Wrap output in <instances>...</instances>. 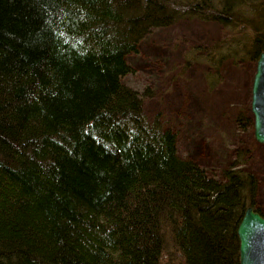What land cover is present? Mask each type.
<instances>
[{
	"label": "trees",
	"instance_id": "obj_1",
	"mask_svg": "<svg viewBox=\"0 0 264 264\" xmlns=\"http://www.w3.org/2000/svg\"><path fill=\"white\" fill-rule=\"evenodd\" d=\"M182 20L227 33L187 63L264 52V0H0V264H240L259 178L181 158L123 82Z\"/></svg>",
	"mask_w": 264,
	"mask_h": 264
},
{
	"label": "rangeland",
	"instance_id": "obj_2",
	"mask_svg": "<svg viewBox=\"0 0 264 264\" xmlns=\"http://www.w3.org/2000/svg\"><path fill=\"white\" fill-rule=\"evenodd\" d=\"M226 34L221 24L199 20L156 28L128 57L133 70L123 82L141 94L149 118L160 115L178 134L181 158L196 161L218 179L233 163L256 174V208L264 214V143L255 138L252 113L257 61L226 59L216 69L185 59Z\"/></svg>",
	"mask_w": 264,
	"mask_h": 264
},
{
	"label": "water",
	"instance_id": "obj_3",
	"mask_svg": "<svg viewBox=\"0 0 264 264\" xmlns=\"http://www.w3.org/2000/svg\"><path fill=\"white\" fill-rule=\"evenodd\" d=\"M252 111L255 115V138L264 143V52L257 61ZM237 233L240 241V264H264V216L253 207H248Z\"/></svg>",
	"mask_w": 264,
	"mask_h": 264
},
{
	"label": "flooded vegetation",
	"instance_id": "obj_4",
	"mask_svg": "<svg viewBox=\"0 0 264 264\" xmlns=\"http://www.w3.org/2000/svg\"><path fill=\"white\" fill-rule=\"evenodd\" d=\"M252 113H253V111H252ZM253 116H254L253 126H254V130H255V115H254V113H253ZM254 134H255V131H254Z\"/></svg>",
	"mask_w": 264,
	"mask_h": 264
},
{
	"label": "bare ground",
	"instance_id": "obj_5",
	"mask_svg": "<svg viewBox=\"0 0 264 264\" xmlns=\"http://www.w3.org/2000/svg\"><path fill=\"white\" fill-rule=\"evenodd\" d=\"M257 69V68H256ZM254 81V80H253ZM198 165V164H197Z\"/></svg>",
	"mask_w": 264,
	"mask_h": 264
}]
</instances>
